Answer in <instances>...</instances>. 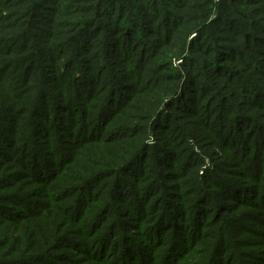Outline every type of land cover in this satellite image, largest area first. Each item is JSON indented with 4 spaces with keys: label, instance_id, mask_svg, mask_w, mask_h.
Segmentation results:
<instances>
[{
    "label": "rangeland",
    "instance_id": "1",
    "mask_svg": "<svg viewBox=\"0 0 264 264\" xmlns=\"http://www.w3.org/2000/svg\"><path fill=\"white\" fill-rule=\"evenodd\" d=\"M154 1L150 10L148 0H104L96 33L88 23L98 0H0V264H147L139 250L163 235L171 264L199 244L200 232L209 233L215 257L228 246L244 252L234 263L264 264V0ZM31 7L36 17L27 22ZM166 23L175 25L167 37ZM190 26L200 34L188 35ZM27 29L40 55L30 70L36 52L8 54L6 42ZM68 60L73 79L82 72L97 79L101 97L108 79L118 84L123 106L106 124L109 135L121 129L118 139L88 145L94 159L79 156L73 186L44 181L61 161L55 145L70 156L73 148L55 136L60 120L45 123L51 131L42 136L32 115L41 87L69 93L70 76L60 74ZM161 61L172 66L161 69ZM106 97L93 99L91 115ZM26 135L34 143L22 151ZM144 143L150 147L141 151Z\"/></svg>",
    "mask_w": 264,
    "mask_h": 264
},
{
    "label": "trees",
    "instance_id": "2",
    "mask_svg": "<svg viewBox=\"0 0 264 264\" xmlns=\"http://www.w3.org/2000/svg\"><path fill=\"white\" fill-rule=\"evenodd\" d=\"M117 1L122 2V0H117ZM148 1H150V5H148L149 9L152 10L151 2L153 0H148ZM233 1L234 2H240V1H247V0H233ZM154 3L158 5V1L155 0ZM102 4H104V0H98L96 6L94 7V9L96 10L95 11L96 15L88 23V24L93 23L95 25L93 27V31H96V33H100L99 26H98L99 23H97V21L100 20L99 18L104 17L103 13H100L97 10L98 6L102 5ZM0 7H1V5H0ZM123 8L124 7L121 6L119 8V10L122 11ZM32 9H33V7H31V9L28 11V13L26 15V18H28L26 20L27 22L31 19L35 20L36 15H34V12ZM83 9L84 8H81V10H83ZM76 10H79V9H76ZM115 12H116V9L112 8L110 11V16L108 17L109 20H112ZM81 16H85V15H81ZM78 18L79 17H77L76 19H78ZM175 18L177 19V17H175ZM179 20H180V18L175 23L179 24L178 23ZM79 22L77 23V28H76L77 30H78ZM82 22L83 21H81V23ZM120 22L122 23L123 21H120ZM168 24L169 23H166L167 27H162V28H165L164 30H162V28H161V30L163 31V33L165 34L166 37L169 35L170 30H174V28H175L174 23H173V25H168ZM136 25L138 28L135 32L139 31L138 32V33H140L139 36H141L143 28L138 24H136ZM136 25H134V27L129 26L127 28L131 30V27H132V31H133V28L135 29ZM204 25L207 26L208 24H204ZM204 25H202V27ZM112 26L113 25H107L105 27V29L110 28L112 30H115V29L119 30V28H120L119 25H118V27H112ZM116 26H117V24H116ZM28 27H30V26H28ZM0 30H2L1 25H0ZM188 30H189L188 35L191 33H196V36H198L200 34V30L198 28H195V27H191ZM204 30L205 29H202L201 33H203ZM228 30H230V32L234 33L230 28ZM87 31H90V30H86V32ZM93 31L91 30V34L94 35ZM28 32H29V30L27 29L24 32L22 31L20 33H17L18 36L15 35L14 37L8 39V41H6V42L9 43V45H8V49H9L8 52L9 53L8 54H14V53L26 54L28 52H36L35 55L32 56V58H35V59H31L26 64V69L30 70V68L33 67V65H35L36 56L38 55V52L34 51L37 49V47H36V49H32L28 46L29 37L26 34ZM121 32L123 33L124 30L121 29ZM132 34L135 36V34L133 32H132ZM242 34H244V36H246V37L248 36V34L245 32H243ZM20 35H24L25 37L23 38ZM192 40L193 39H190V36L187 37L186 42H185L187 48L191 44ZM142 46L144 48V44ZM81 47H85V48L89 47V44L87 43L86 40L82 41ZM30 50H33V51H30ZM235 50L237 51L238 49H235ZM39 56L40 55H38L37 58ZM125 58H127V57H125ZM178 58H184V57L182 55L181 57H178ZM161 62L157 65L161 69L163 66L165 68H167V66H166L167 64H170V67L172 66L171 61H170V63H164L163 61H161ZM11 64L12 65H10V66H13V64H15V63L13 62ZM16 64H18V63H16ZM64 65L67 68L66 69L67 71L66 72L63 71L60 74L63 75V78H67L68 76H70L69 79L67 78L68 84L71 85V89H70L69 93L63 94L62 91H59L56 95H53L50 92V89L48 87H41V89H40L38 95L35 97V101L32 105L33 113L31 111L30 112L32 113L34 119L38 120L35 123L37 126L36 130H39L40 131L39 135H42V136H44L45 133H47V131L48 132L51 131V129L49 128L50 126L47 127L45 123H47L49 121L51 122L52 118H57L58 120H60V123L58 126V128H59L58 133L55 136L59 137L60 141L63 140L66 142H70V144L73 148L72 149L73 150L72 155L70 156V155H67L65 153V151H63L62 146H59L58 144L55 145V148H57L55 151H58L59 154L60 153L62 154L61 155V161L58 163V166H54L57 169V171L53 170L51 173H47L48 175L44 171V173L47 175V178L45 177L46 179L44 181L59 180L61 182L71 183L70 186H73L72 184L78 183L79 181H77V180H80V177L77 175V173H75V166L78 165L79 156H81V159L84 158L85 163L87 162V160L94 159L91 157V151H94L95 148L91 147L89 149L90 146L88 147V145H90L94 142H103V141L104 142H112V139H118V137L120 135L119 132H121V129L117 128L115 130H112V134L109 135V130L107 129L106 124L109 123L111 121V119L115 118L116 114H118L120 111H122L123 106L120 103H118L119 99L117 98V96L119 97V95H120V92L118 95V89H119L118 84L114 83L113 81L110 82V80L108 79V82L111 85L110 91H109L108 95H104L101 97L102 89L96 88L93 85V82L97 81V79L95 80L94 77L90 76L87 72H84V73L82 72L81 76H79V77H76V75H75V79H73V76H71V72H69V69L71 67H73L74 63L72 65L71 61L68 60V61H66V63H64ZM3 67H5V66H2L0 68H3ZM7 68H8V63H7ZM26 72L28 73L30 71H25V73ZM27 73H26V75H27ZM0 74H1L0 78L2 76L3 77L6 76V73L4 71L0 72ZM72 74H74V72ZM26 75L23 76L21 79L24 82V84L22 85V89H24V86H26L28 84V79H27ZM255 90H257V89H255ZM254 93H256V92H254ZM45 96H50L53 99L52 104H51V102H45V100H46ZM96 96L98 99H101V98L107 96L106 97L107 101H106L105 107L98 109L99 112H97L96 115L94 113L91 115L89 108H94V107H92L91 105L89 107V104L92 103L93 99H96L95 98ZM131 99L133 100V97H131ZM25 102H26V100L22 99V103L26 105ZM52 105L54 106V110L51 111L50 107ZM13 110H17V109H13ZM29 110H31L30 106H29ZM29 110H27V111H29ZM157 116H159V115H157ZM91 118L95 119L94 123L93 122L90 123ZM0 126H2V124ZM137 127H138V129L136 130V132L142 128L141 126H137ZM121 128H122V130H124V132L130 131L128 135H130L133 132L130 129L131 128L130 125H121ZM64 133L67 135H64ZM53 136H54V134H53ZM51 138H49V139H51ZM32 143H34V139L30 135H26V136L22 137V144H20L19 146H21V145L23 146L21 149L22 151H28L30 149ZM87 147H88L89 151H86L88 149H86L84 151V149ZM149 147L150 146H148V144L144 143L142 145L141 151H146V150H148ZM80 148L83 151H79ZM35 156L38 157L39 155L35 154ZM118 159L123 160V156H120ZM98 162H100V164L105 165L104 161H102V160H98ZM126 164L127 165L129 164V166L132 165L131 161L126 162ZM50 166L53 167L52 162H50ZM124 166L125 165H122L121 168H123ZM115 170H119V169H115ZM214 171L215 170H211L208 172H214ZM101 174H104V176H107V171H103V173H101ZM89 178L91 180V177H89ZM90 180H86V178H84V179H82V182L88 183ZM75 181H77V182H75ZM118 186H122V185L120 184ZM91 194H92V191H89L88 195L91 196ZM101 226H102V224L95 227V233L100 231ZM174 228H175V226H174ZM208 234L209 233L200 232L199 244L196 247H194L193 245L185 246L186 248H184V252L178 258L174 259L173 261L171 260V264H212V263L213 264H237V263H234L235 258L239 257L240 255L244 256V252L241 254V253H239L238 250H235V249L232 250L230 253H228L229 247L224 246V248H223L224 251L220 252V256L217 255L215 257L214 255H212L213 252L216 253L215 243H211L209 241V239L207 237ZM165 236L166 235H163L162 236V237H164L163 240L161 238L160 241H157V242H155L154 237H150V243L145 244V246H148L149 249L147 250V248L145 249L142 247V249L139 250L140 251L139 252L140 258L145 260L147 264H170V262H169L170 261V255L168 253L163 254V249H162L163 246L165 245V242H164ZM207 239H208V241H207ZM224 240L225 239L220 240V242H222ZM111 242L112 241L110 240L109 244ZM179 242H180V240H177V241L174 240V243H173L174 246H178ZM203 242H204V244H206V243L208 244L206 249L205 250L197 249V247L199 245H201ZM156 243L159 244L158 247L153 246V244L156 245ZM207 252H210V255H208L209 253H207ZM225 255H226V258L224 259ZM133 258H134V256H133ZM89 259H90V257H89ZM253 264H256V263H253Z\"/></svg>",
    "mask_w": 264,
    "mask_h": 264
}]
</instances>
